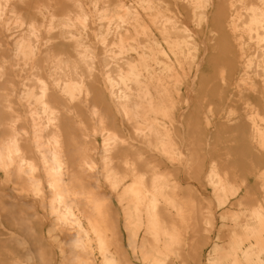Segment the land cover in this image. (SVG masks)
<instances>
[{"label": "bare ground", "instance_id": "bare-ground-1", "mask_svg": "<svg viewBox=\"0 0 264 264\" xmlns=\"http://www.w3.org/2000/svg\"><path fill=\"white\" fill-rule=\"evenodd\" d=\"M0 179V264H264V0H0Z\"/></svg>", "mask_w": 264, "mask_h": 264}, {"label": "rangeland", "instance_id": "rangeland-1", "mask_svg": "<svg viewBox=\"0 0 264 264\" xmlns=\"http://www.w3.org/2000/svg\"><path fill=\"white\" fill-rule=\"evenodd\" d=\"M9 54H10V57H8L9 56ZM11 54H12V52H7L6 53V56H7V58L8 59H12L13 57L11 56ZM13 70L11 71L12 72V74H13V72H17V70H15V67H13L12 68ZM98 143H99V141H97L96 142V144L98 145ZM94 161H95V163H96V169H98V171H100L101 170V168H100V166H101V161H100V159H99V157L98 156H94ZM97 171V170H96ZM97 176V178H99V184L101 185V183H102V179H101V176H100V174H99V176L98 175H96ZM3 181V179H0V184H2L1 182Z\"/></svg>", "mask_w": 264, "mask_h": 264}]
</instances>
